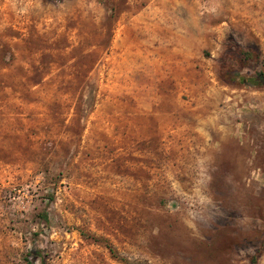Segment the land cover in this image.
Here are the masks:
<instances>
[{
  "label": "rangeland",
  "instance_id": "1",
  "mask_svg": "<svg viewBox=\"0 0 264 264\" xmlns=\"http://www.w3.org/2000/svg\"><path fill=\"white\" fill-rule=\"evenodd\" d=\"M257 73L264 0H0V264H264Z\"/></svg>",
  "mask_w": 264,
  "mask_h": 264
},
{
  "label": "trees",
  "instance_id": "2",
  "mask_svg": "<svg viewBox=\"0 0 264 264\" xmlns=\"http://www.w3.org/2000/svg\"><path fill=\"white\" fill-rule=\"evenodd\" d=\"M4 52H6L7 55L11 56V53L9 54L7 49H4ZM241 82H243L244 84H249V85H264V75L262 73H257L255 76H253L251 78H242ZM43 173L45 175H48V172H46V171H43ZM43 218L45 221L48 219L46 213L43 214ZM31 252L34 253L35 255L38 254L36 249L34 251H31ZM27 264H31V263L28 261Z\"/></svg>",
  "mask_w": 264,
  "mask_h": 264
}]
</instances>
